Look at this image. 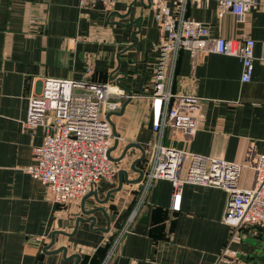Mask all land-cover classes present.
Returning <instances> with one entry per match:
<instances>
[{
    "label": "crops",
    "instance_id": "obj_1",
    "mask_svg": "<svg viewBox=\"0 0 264 264\" xmlns=\"http://www.w3.org/2000/svg\"><path fill=\"white\" fill-rule=\"evenodd\" d=\"M79 0H0V264H100L105 241L118 232L134 202L139 186L123 182L138 173L131 169L141 151L154 141L150 127L149 94L152 71L159 57L160 32L149 0H118L112 6L96 3L79 8ZM186 17L209 26L213 37L254 41L253 75L241 83L242 66L234 57L210 54L193 57L180 51L176 64L175 93L194 95L202 107L198 131L190 143L175 136L164 145L243 164L251 144L264 154V8L248 12L242 23L229 13L218 15L214 1L197 7L188 2ZM109 84L125 97L111 96L120 109L110 115L118 144L110 152L117 172L102 181L91 196L55 205L38 180L25 172L32 165L34 148L43 129L25 130L29 98L39 93L44 79ZM129 101V102H128ZM128 102V103H127ZM123 109V111H122ZM111 147V148H112ZM145 162L135 164L144 171ZM253 172L243 168L241 188H249ZM171 186L156 181L129 233L110 264H215L226 245L230 227L224 223L225 191L186 185L179 211L170 208ZM103 208L96 223H78L84 212ZM77 225V228H76ZM76 230V231H75ZM233 245V264H264V233L249 229ZM52 238L53 243H52ZM52 245L50 246V244ZM62 252H55L59 248Z\"/></svg>",
    "mask_w": 264,
    "mask_h": 264
},
{
    "label": "built area",
    "instance_id": "obj_2",
    "mask_svg": "<svg viewBox=\"0 0 264 264\" xmlns=\"http://www.w3.org/2000/svg\"><path fill=\"white\" fill-rule=\"evenodd\" d=\"M118 0H79V8L96 3L112 6ZM214 1L218 15L231 14L239 23L248 12L255 11L264 0H149L154 21L160 32L159 57L152 71L149 110L154 141L145 148V167L134 202L118 232L107 239V252L100 264H110L116 257L121 241L137 219L146 197L156 181L171 186L170 208L179 211L182 190L186 185L218 188L226 193L224 223L230 227L226 245L215 264H233L239 243L249 229L264 233V154L253 144L243 164L212 159L185 149L164 145L167 133L182 143H190L199 128L202 107L199 99L172 90L180 51L193 57L210 54L237 58L242 66L241 83L253 75L254 41L213 37L209 26L186 17L188 2L197 7ZM111 96L131 99L133 96L111 88L109 84L75 82L47 78L38 94L28 101L26 130L43 129L41 144L34 148L32 165L26 168L33 179L45 188L49 201L65 205L81 200L94 192L102 181L110 182L117 169L109 150L115 142L111 115L120 109V102ZM119 140V138H117ZM243 168L253 172L249 188H241Z\"/></svg>",
    "mask_w": 264,
    "mask_h": 264
},
{
    "label": "water",
    "instance_id": "obj_3",
    "mask_svg": "<svg viewBox=\"0 0 264 264\" xmlns=\"http://www.w3.org/2000/svg\"><path fill=\"white\" fill-rule=\"evenodd\" d=\"M128 100H130V99L128 98ZM128 102H129V101H128ZM128 102H127V103H128ZM122 111H123V109H122ZM109 116H110V115H109ZM112 129H113V135H114V138H115V142H114V143H115V146H116V145L118 144V139H117L118 137H117V134L115 133L114 128H112ZM115 146L112 147V148L109 150V154H110L111 150L115 148ZM130 148H136V149H139V150L141 151V156H140V158L137 159L133 164H131V169H132L134 172L138 173V178H137L135 181H129L128 178H127V173H126V171H120V172L118 173V178H119V179H118V186H117V188H116L115 190H112L111 192H117V191H119V190L121 189V186H122L123 182H126V183H132V184H133V183L139 184V182H140L141 179H142V171H141V170H137V169H135V164H136V163H139V162H145V159H146V158H145V149H143L141 146H139V145H137V144H130V145H128L127 147H125L124 152H123V154H122V156H121V158H120L119 160H121L124 156H126V153L128 152V150H129ZM111 192H110V193H111ZM110 193H108V195H107V197H106V199H105L104 201H100V200H98V198H97V194H96V192L94 191V192L89 193V194L86 195L85 197H83V202H84V200H85L86 198L92 196V197L95 199V201H96L98 204L101 205V204L105 203V202L108 200ZM96 212H101V213L104 215V217L107 219V228H106V229H99V230H101V231H103V232L108 231V228H109V219H108V216L106 215L104 209H103V208H99V207H97V208H95V209H93V210L87 211V212H84V210H83L84 215L89 216V217H88L86 220L78 219V220H77V225H78L79 222H80V223H88V224H89V228L92 229L93 226H94V224L96 223V218L93 216V214L96 213ZM77 225H76V228H77ZM75 231H76V230H75ZM53 240H54V239L52 238V243H53ZM52 243L50 244V246L52 245ZM55 252H57V253L62 252V254L65 256L66 253H67V250H66V248L62 247V248L57 249ZM72 259H75V263H74V264H78V263H79L80 258H79L78 255L75 254V255H71V256L68 257V260H72Z\"/></svg>",
    "mask_w": 264,
    "mask_h": 264
}]
</instances>
